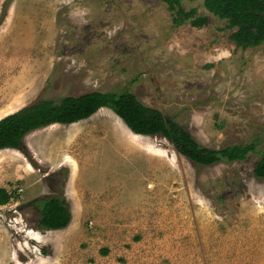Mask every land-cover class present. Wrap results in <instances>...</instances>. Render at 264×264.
<instances>
[{
  "label": "rangeland",
  "instance_id": "1",
  "mask_svg": "<svg viewBox=\"0 0 264 264\" xmlns=\"http://www.w3.org/2000/svg\"><path fill=\"white\" fill-rule=\"evenodd\" d=\"M204 0H0V119L39 99L130 92L201 146L198 166L108 108L0 150V264H264V43L239 47ZM194 10L206 16L191 25ZM107 183V184H106ZM62 198L61 230L30 202Z\"/></svg>",
  "mask_w": 264,
  "mask_h": 264
},
{
  "label": "trees",
  "instance_id": "2",
  "mask_svg": "<svg viewBox=\"0 0 264 264\" xmlns=\"http://www.w3.org/2000/svg\"><path fill=\"white\" fill-rule=\"evenodd\" d=\"M170 9L178 7L180 0H163ZM205 10L220 20H226L233 30L231 42L239 47H257L264 43V0H204ZM192 17L193 27L208 22L206 16H198L194 10L184 13ZM102 108L110 109L135 135H159L170 142L175 150L198 166H214L221 162L242 161L255 151L254 144L234 145L213 150L199 145L192 136L171 118L141 103L134 94L90 92L80 96H66L58 103L39 99L0 119V150H21L28 134L54 124L70 125L86 120ZM256 179H264V152L253 169ZM12 194L0 188V206L12 199ZM39 207L38 228L45 231L64 229L70 222L65 201L50 196L30 202Z\"/></svg>",
  "mask_w": 264,
  "mask_h": 264
},
{
  "label": "bare ground",
  "instance_id": "3",
  "mask_svg": "<svg viewBox=\"0 0 264 264\" xmlns=\"http://www.w3.org/2000/svg\"><path fill=\"white\" fill-rule=\"evenodd\" d=\"M107 184V183H106Z\"/></svg>",
  "mask_w": 264,
  "mask_h": 264
}]
</instances>
